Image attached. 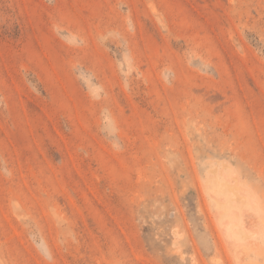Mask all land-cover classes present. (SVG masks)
Listing matches in <instances>:
<instances>
[{
    "label": "rangeland",
    "instance_id": "obj_1",
    "mask_svg": "<svg viewBox=\"0 0 264 264\" xmlns=\"http://www.w3.org/2000/svg\"><path fill=\"white\" fill-rule=\"evenodd\" d=\"M0 264H264V0H0Z\"/></svg>",
    "mask_w": 264,
    "mask_h": 264
},
{
    "label": "bare ground",
    "instance_id": "obj_2",
    "mask_svg": "<svg viewBox=\"0 0 264 264\" xmlns=\"http://www.w3.org/2000/svg\"><path fill=\"white\" fill-rule=\"evenodd\" d=\"M220 183H221V182H220ZM230 183H231V182H230ZM216 184H217V183H216ZM216 184H215V185H216ZM213 187H214V186H213ZM215 189H216V188H215ZM238 190H239V189H238ZM236 191H237V190H236ZM225 192H226V193L223 194V195L227 197V196L230 194V192H229V191H225ZM232 195H233V194H231L230 196H232ZM234 195H236V194L234 193ZM236 196L238 197V195H236ZM234 197H235V196H234ZM222 199H223V198H222ZM227 199H228V197H227ZM232 199H233V198H232ZM232 199H231V200H232ZM223 200H224V199H223ZM231 200H230L228 203H230L231 206L233 207L236 201H235L234 199H233L232 201H231ZM224 201H225V200H224ZM239 203H240V202H239ZM237 205H238V204H237ZM237 205H236V206H237ZM239 207H240V206H239ZM241 209H242V208L240 207V210H241ZM222 211H224V210H222ZM229 211H230V210H229ZM225 212H226V211H225ZM227 213H228V212H227ZM221 214H222V213H221ZM226 215H227V214H226ZM224 216H225V215H224ZM227 216H228V215H227ZM228 217H229V216H228ZM243 217H244V216H243ZM227 219H229V218H227ZM235 219H236V218H235ZM235 219H234V220H235ZM228 221H230V220H228ZM228 221H226V222H228ZM243 222H244V221H243ZM243 222H242V223H243ZM231 224H232V223H231ZM236 224H237V223H236ZM228 226L230 227V224H229ZM242 226H243L242 228H244V225H242ZM243 231H244V230H243ZM232 233H234V232L232 231ZM240 233H241V232H240ZM241 236H242V235H240V237H241ZM235 237H236V236H235ZM232 238H233V239H236V238H234V237H232ZM242 238H243V237H242ZM239 239H240V238H239ZM239 239H238L237 241H240V242H241V240H239ZM246 239H248V237H247ZM249 239H250V237H249ZM242 240H243V239H242ZM236 243H237V242H236ZM246 243H247V242H246ZM244 244H245V243H244Z\"/></svg>",
    "mask_w": 264,
    "mask_h": 264
}]
</instances>
